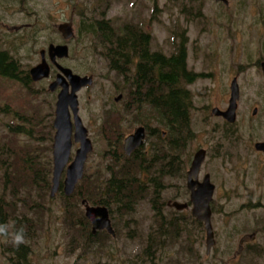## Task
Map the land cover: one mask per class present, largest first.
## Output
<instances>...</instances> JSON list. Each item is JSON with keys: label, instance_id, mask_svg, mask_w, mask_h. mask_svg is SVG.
<instances>
[{"label": "rangeland", "instance_id": "1", "mask_svg": "<svg viewBox=\"0 0 264 264\" xmlns=\"http://www.w3.org/2000/svg\"><path fill=\"white\" fill-rule=\"evenodd\" d=\"M193 1L0 0V51H8L26 72L41 62V50L49 44L65 42L57 27L69 22L76 8V24L83 16L103 19L107 14V20L117 31L134 26L150 34L151 50L166 57L176 54L184 45L188 69L198 76L193 84L186 85L193 105L190 110L192 134L188 146L175 154L180 159L178 175L162 181L163 191L157 196L156 205L150 183L144 185L149 187V194L133 205L132 214L120 213L112 209L113 204L110 205L116 236L104 232L96 244L98 248L92 247L85 234H91L92 227L86 225L85 207L81 202L88 200L91 206L100 207L92 200L112 203L113 199L97 192L92 200L87 198L88 195L84 197L88 183L97 181L101 193L113 170L118 171V166L126 164L124 159L128 154L126 156L123 149L126 139L140 126L149 124L154 129V133L146 130L149 154L144 158L138 154L135 158L141 159L136 166H150L157 180L155 146L157 144V150L161 149L162 144L173 136L157 117H148L152 112L148 105L140 111L133 106L134 110L128 112L133 100L141 98L124 91L127 79L118 78L110 70L92 37L83 43L76 35L70 42L71 57L64 65L76 74L94 79L92 86L78 93L79 115L89 131L94 150L73 198H67L62 187L52 197L54 130L52 150L47 157L52 167L51 185L33 202L36 206L29 205L30 208L39 207V211L26 208L6 193V204L11 205L9 231H14L16 216L18 219L23 215L31 217L37 224L22 244L27 249L21 264H264V154L255 150L256 143L264 142V75L261 68L264 62V0H227L228 5L215 0ZM54 77L55 74L49 81L34 84V89L40 93V97L37 95L38 107L46 114L48 126H53L55 120L58 93L48 91ZM235 78L240 90L237 119L227 130L228 123L222 124V118L214 117L213 110H227ZM23 91L21 85H10L0 78V107L8 105L14 117L16 111L26 112L32 98L29 96L28 100V93ZM119 97L120 101L116 102ZM133 115L141 119L140 124ZM12 116L0 114L2 144L16 142L8 128L11 123L20 125L21 120ZM106 122L112 125V132ZM162 132L166 133L164 138ZM155 137L159 138L157 142ZM17 138L20 142L24 140L20 136ZM30 142L35 145L34 150L39 147L36 142ZM226 142L227 148L220 150L219 146L225 147ZM14 148L18 151L17 146ZM78 148V145L73 146L71 160ZM201 148L208 149L209 153L200 179L210 174L217 188L212 202V226L217 244L211 248L210 255H207L204 223L192 216L191 209L178 212L166 206L168 201L190 203L187 188V172L191 169L189 158ZM62 177L66 178V170ZM2 192L1 187L0 194ZM67 207L71 212L68 213ZM171 219L174 224L169 226ZM253 234L257 235V244L248 252L245 249L243 256L232 262L241 250V242ZM15 249L18 248L13 246L10 238L6 241L0 237V264H19ZM149 249L151 254L148 255Z\"/></svg>", "mask_w": 264, "mask_h": 264}, {"label": "trees", "instance_id": "2", "mask_svg": "<svg viewBox=\"0 0 264 264\" xmlns=\"http://www.w3.org/2000/svg\"><path fill=\"white\" fill-rule=\"evenodd\" d=\"M79 20L77 39L80 38L81 42L84 41L83 43H85L92 37L95 40L96 48L101 51L100 57L105 58L110 70L114 71L118 78H123L127 74L124 68L126 59L138 62L136 68L137 74H135L134 79L137 91L132 96L140 97L141 99L134 100L133 106H136L137 110L140 111L144 105H148L151 108L150 112L152 111L151 113L147 112V114H151L148 117H157L161 125L171 131L172 136H177L179 142L182 141L186 134H192V129H190V110L193 105L186 85L195 82L198 76L192 72H187L184 45H182V49L177 57L172 56L168 58L163 54H151L150 35L142 32L140 28L125 26L122 30L117 31L111 22L107 20V14L104 15L103 19L83 16ZM147 63L150 65L149 68H147ZM142 69L146 72L143 79L140 78ZM0 78L5 82H9L10 85H21L24 90L23 92L28 93V100L29 96L32 98L31 103L30 100L27 103L26 112L21 113V111H16L15 113V117L21 120L19 121L20 125L11 123L8 128L10 134L16 137V142H5V144H2V141H0V188L2 187L4 192H2L3 195L2 193L0 194V224L7 225L10 218L11 205L6 204V193L11 198L25 204L26 208L39 211L37 210L39 207L30 208L29 205L36 206V203L33 202L38 200V196L41 197L40 195L46 193L51 185L49 178L52 167L49 165L47 157L48 152L52 150L50 147H52L54 128L52 124H49V126L46 124V114L38 107L39 98L37 95L40 97V93L34 89L35 83L29 72H26L8 51H0ZM142 90L145 91V94L141 93ZM12 113L13 110L8 105L0 107V114L2 115L12 116L14 114ZM133 116L135 117L136 115ZM12 117L15 119L14 116ZM135 119L136 123L140 124L139 121L141 119H137L136 117ZM106 123L110 125L109 130L112 132V125L109 122ZM146 129L154 133V129L151 128L150 124L147 125ZM19 136L27 141L22 140L20 142L19 138H17ZM41 136H45L46 139ZM30 141L36 142L39 147L34 150L35 148L33 147L35 145ZM15 146L18 147V151H15ZM135 157L137 158V156ZM135 157L131 160L126 157L124 159L126 164L118 166L120 168L118 171L113 170L112 177L106 182V187L102 189L101 193L100 187L96 186L97 181L96 183H88L84 197L88 195L87 198L92 200L96 192L97 194L109 195L113 199L112 203L102 199L100 201L92 200V202L94 205L105 206L109 210L110 205L113 204V210H117L120 213L128 212L127 214H132L135 210L133 209V205H136L146 194H149V187L144 185L150 183V186L154 188L152 200L156 205L159 200L157 198L159 195V185L157 180L154 179V170H151L150 166L145 168L140 165L136 166V163H139L140 159L145 156H141L139 159ZM129 162L130 165H128ZM116 163L118 164L120 161L116 160ZM144 172L145 174H143ZM137 174L141 176L142 180ZM144 177L146 180H143ZM132 182H135V184L131 185ZM61 187L63 189V186ZM156 188L157 190L155 191ZM76 192L71 197H66L73 198ZM22 195L23 198H20ZM12 206L17 208L15 204ZM69 207H67L68 213L71 212ZM114 207L118 208L114 209ZM16 218L14 231L23 228L25 238H29L33 225L37 227L36 222L31 217L27 218L25 215L22 216V219ZM84 220L89 227V221L87 219ZM81 231L82 233L85 232L84 230ZM85 234L87 235L88 244L98 248L96 244L100 241L103 233L101 232L98 235H93L92 233ZM105 237L108 238V235L106 234ZM152 241H150L151 244ZM26 249L27 247L21 245L18 249L14 250L19 256V264L25 259L24 253ZM150 250H147L148 255L151 252Z\"/></svg>", "mask_w": 264, "mask_h": 264}, {"label": "water", "instance_id": "3", "mask_svg": "<svg viewBox=\"0 0 264 264\" xmlns=\"http://www.w3.org/2000/svg\"><path fill=\"white\" fill-rule=\"evenodd\" d=\"M222 1L228 5L227 0ZM58 31L63 35L65 40H70L74 37V29L72 21L61 24L57 27ZM50 57L66 58L69 57L70 52L67 46L51 45L49 48ZM61 73L57 79L49 86L51 92H55L60 88L57 97L54 129L56 130L54 144H53V186L51 188V196L54 197L59 190L61 184V177L66 170V178L64 181V190L67 197H71L75 191L78 183L83 179L85 172V165L88 156L93 152V144L89 138V133L85 127L82 118L79 115L80 103L78 93L94 84L92 76H80L74 74L72 70L59 67ZM264 73V62L262 63ZM50 67L45 59L42 64L30 70V76L33 82H39L50 77ZM240 98V90L238 86V79H234L231 87V97L229 100V107L222 111L218 108L213 110L214 116L223 117L229 123L236 122V113L238 106V99ZM256 113V111H255ZM145 138L144 128H139L135 134L128 137L124 143V149L128 155L131 154L138 146L143 144ZM79 144L74 159L71 161V154L73 144ZM258 151L264 152V142L255 145ZM205 153L199 151L196 154L192 169L189 173V187L195 188V184L191 181V177H197L202 163L204 162ZM70 163V164H69ZM206 190L195 191L192 195L193 216L199 222L204 223L207 232V246L210 251L215 245V235L212 226V210L211 202L213 200L214 185L209 181L207 176L204 184ZM85 207V216L92 224V234L97 235L98 232L106 231L109 235L115 237L116 233L110 218V212L107 207H92L86 200L82 201ZM174 206L180 210L185 209L187 205H180L175 203Z\"/></svg>", "mask_w": 264, "mask_h": 264}, {"label": "flooded vegetation", "instance_id": "4", "mask_svg": "<svg viewBox=\"0 0 264 264\" xmlns=\"http://www.w3.org/2000/svg\"><path fill=\"white\" fill-rule=\"evenodd\" d=\"M196 1V0H195ZM216 2H219V3H223L222 1H217V0H215ZM192 2H194L193 0H192ZM224 4V3H223ZM191 8H193L194 9V7L192 6ZM76 14V8H75V13H74V15ZM74 15H72L71 16V19H70V21H72V23H73V29H74V33H75V35H74V37L73 38H71L70 40H65L64 39V37H63V35L60 33V35L63 37V39L65 40V42L63 43V44H61V43H59V44H49L48 45V47L46 48V49H43V50H41V52H40V56H41V62L39 63V64H42V62H43V60L45 59V61H46V63L48 64V66L50 67V77L48 78V79H45V80H42V81H39V82H37V84H42V83H44V82H46V81H49V80H51V78H52V76H53V74H55V77H54V80L53 81H51L50 82V84L52 83V82H54L56 79H57V76L61 73V71H60V69H59V67H63V68H66V69H70V68H68V67H66L65 65H64V63L68 60V59H70V57H71V54L69 55V57H66V58H63V59H60V58H55V59H52L51 57H50V52H49V48H50V46L51 45H55V46H59V45H63V46H67L68 48H69V52L71 51V49H70V42L71 41H74L75 40V37H76V35H77V32H78V27L76 28V26H78V24H79V22H80V20L78 19V23L76 24V19H74ZM69 21V22H70ZM74 21H75V23H74ZM65 23H68V22H65ZM64 24V23H63ZM75 24H76V26H75ZM59 25H61V24H59ZM58 25V26H59ZM26 28V27H25ZM146 34H148V33H146ZM150 35V34H149ZM150 41H151V43H152V38H151V36H150ZM182 47V46H181ZM185 47V46H184ZM150 48H151V46H150ZM182 48H180L178 51H177V53L176 54H174V55H172V56H175V57H177L178 55H179V52H180V50H181ZM185 50H186V48H185ZM150 53L151 54H158V55H162V53L161 52H158V51H152L151 49H150ZM171 56V57H172ZM159 58V57H158ZM168 58H170V57H168ZM188 58H187V52H186V66H187V69H188V65H187V60ZM136 60H134V61H131V60H127L126 59V61H125V63H124V68H125V70H126V75L125 76H123V79L125 80V79H127V82H126V86L125 87H123L124 88V91H128V92H132V94L134 95V93L137 91V85L135 84V82H134V79H135V74H137V72H136V68H137V66H138V62L136 61ZM135 62V63H134ZM263 63V62H262ZM39 64H37L36 66H38ZM156 65H157V60H156ZM155 65V66H156ZM145 66V65H144ZM150 67V65H149V63H147V68H149ZM261 68H262V64H261ZM70 70H72V69H70ZM156 70V69H155ZM262 71H263V69H262ZM72 72L74 73V71L72 70ZM114 72V71H113ZM139 72V71H138ZM187 72H191L189 69H188V71ZM115 73V72H114ZM76 74V73H75ZM145 75H146V72H145V70L144 69H142L141 70V75H140V78L141 79H143L144 77H145ZM263 75H264V73H263ZM130 78H132L131 80H132V82L130 83L129 82V80H130ZM154 79V78H153ZM156 79L158 80V78L156 77ZM125 83V82H124ZM194 83V82H193ZM192 83V84H193ZM50 84L48 85V91L51 93V94H53V93H58L59 94V92H60V88H58L55 92H51L50 90H49V86H50ZM141 93L142 94H145V91L144 90H142L141 91ZM58 94H57V97H58ZM139 94H140V92H139ZM123 95H121V97H122ZM121 99H123V98H121ZM120 101V97H119V99H117L116 100V102H119ZM133 105H134V100H133V103H132V105H129V106H132V107H129L128 108V112H132L134 109H133ZM135 108H136V106H134ZM255 111H257V109H255ZM214 116V115H213ZM214 117H216V118H222V120H223V122H222V124H224V123H228V128H231L230 126H233L235 123H229V122H227L223 117H219V116H214ZM236 119H237V113H236ZM225 125H227V124H225ZM139 128H144V133H145V138H144V140H143V144L141 145V146H138L134 151H132V152H134L133 154H132V152H131V154L130 155H128L127 156V153H126V151H125V149H124V145H123V149H124V152H125V154H126V156L131 160L132 158H130V157H135V156H138V154H140V157L141 156H147L149 153H148V149H146V146H148L149 147V144L147 143V141H146V139L148 138L147 137V129H146V127H144V126H140ZM138 128V129H139ZM137 129V130H138ZM214 131H216V130H213V132ZM132 135V134H131ZM131 135H129V137L131 136ZM166 135V133L165 132H162V137L163 136H165ZM187 136H185V137H183V139H182V141L181 142H179V140H178V138H177V136H173L171 139H169V140H167L166 142H164L163 144H162V147H161V149H158L157 150V144H156V162H155V165H156V174H157V176H158V178H157V183H158V185H159V194L161 193V191H163V184H162V181L164 180V179H166L167 177H172V178H174V177H176V175H178V164H179V161H180V159H179V156L178 155H175V154H178V151L179 152H182L187 146H188V143H189V141H188V138H189V140H191V138H190V134H186ZM151 138V140L153 139L152 137H150ZM156 138V142L158 141V137H155ZM164 138V137H163ZM224 140H226V138L224 137ZM154 142V141H153ZM228 142V141H227ZM227 142L225 143V147H222V146H219V148H220V150H224V149H226L227 148ZM263 142V141H262ZM259 143H261V142H259ZM256 144H258V143H256ZM79 146V145H78ZM154 147V146H153ZM152 147V148H153ZM255 150L257 151V153H260V154H264V152L263 151H258L257 149H256V147H255ZM171 151V152H170ZM198 151H204V153H205V159H204V162L206 161V158H207V155H208V153H209V150L207 149H204V148H201L200 150H198ZM198 151L196 152V153H194V155H191L190 156V158H189V161H191V166H190V168L192 169V165H193V162H194V160H195V157H196V154L198 153ZM168 152H169V155H168ZM223 153V152H222ZM182 162V161H181ZM204 162L202 163V165H201V168H200V170H199V173H198V175H197V177H194V178H192L191 177V181L195 184V188L194 189H191L190 187H189V183H190V179H189V173H190V171H191V169H190V171L189 172H187V188H188V190H189V192H190V203H180V202H177V201H175V202H172V201H168L167 203H166V206L167 207H170V208H172V209H175L176 211H178V212H184V211H187V210H190L191 209V213H192V216H193V203H192V195L194 194V192L195 191H202V190H206L207 188H204V184H205V182H206V178H207V176L209 177V181H210V183L212 184V185H214V193H213V200H212V202H214V199H215V196H216V194H217V188H216V185L213 183V181L211 180V176H210V174H205V176H204V178L203 179H200V175H201V169H202V166H203V164H204ZM63 176V175H62ZM144 180H146V178H144ZM156 180V179H155ZM64 181H65V179L63 178V177H61V182L64 184ZM61 186H63L62 184H61ZM60 186V187H61ZM208 190V189H207ZM163 193V192H162ZM212 202H211V210H212ZM82 203V202H81ZM175 203H178V204H180V205H187V207L185 208V209H182V210H180V209H178V208H176L175 206H174V204ZM194 217V216H193ZM212 217H213V210H212ZM201 223V222H200ZM174 224V220L173 219H171V221L168 223V225L170 226V225H173ZM92 227V226H91ZM102 233H104V232H102ZM165 233H167V232H165ZM169 233V232H168ZM215 235V234H214ZM257 235L256 234H253V235H251V236H249V239L248 238H246V239H244V241L243 242H241V250L239 251V252H237L235 255H234V257H233V259H232V262H237L242 256H243V253H245L244 251H245V249L247 250V252H248V249H251L252 247H254L256 244H257ZM216 244H217V242L215 241V246H216ZM214 246V247H215ZM213 247V248H214ZM248 247V248H247ZM210 253V251L208 250V253H207V255H210L209 254Z\"/></svg>", "mask_w": 264, "mask_h": 264}, {"label": "clouds", "instance_id": "5", "mask_svg": "<svg viewBox=\"0 0 264 264\" xmlns=\"http://www.w3.org/2000/svg\"><path fill=\"white\" fill-rule=\"evenodd\" d=\"M0 237L5 238L6 241L10 238L13 246L17 248L26 242L23 228L18 231L10 232L8 226L5 224H0Z\"/></svg>", "mask_w": 264, "mask_h": 264}]
</instances>
